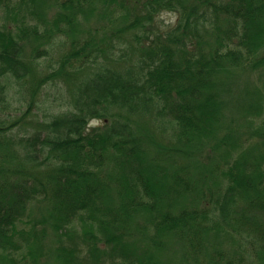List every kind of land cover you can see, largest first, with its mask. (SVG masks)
Masks as SVG:
<instances>
[{
  "label": "trees",
  "instance_id": "obj_1",
  "mask_svg": "<svg viewBox=\"0 0 264 264\" xmlns=\"http://www.w3.org/2000/svg\"><path fill=\"white\" fill-rule=\"evenodd\" d=\"M51 259L264 264V0H0V264Z\"/></svg>",
  "mask_w": 264,
  "mask_h": 264
},
{
  "label": "rangeland",
  "instance_id": "obj_2",
  "mask_svg": "<svg viewBox=\"0 0 264 264\" xmlns=\"http://www.w3.org/2000/svg\"><path fill=\"white\" fill-rule=\"evenodd\" d=\"M163 16V19L167 22V23H173L175 20H176V18H177V15L175 14V13H173V12H168V13H163L162 14ZM57 52V54H59L60 52H61V50H56ZM43 114V111H39L38 112V115L39 116H41ZM93 123H95V121H92V124ZM41 208V206H38V208H37V211L35 210V212H36V214H39V209ZM49 264H54V262H53V260L51 259L49 262H48Z\"/></svg>",
  "mask_w": 264,
  "mask_h": 264
}]
</instances>
